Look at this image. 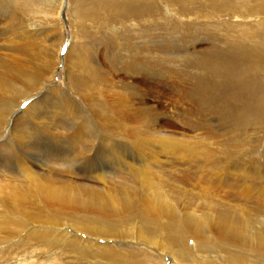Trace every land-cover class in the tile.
Instances as JSON below:
<instances>
[{
	"label": "bare ground",
	"instance_id": "6f19581e",
	"mask_svg": "<svg viewBox=\"0 0 264 264\" xmlns=\"http://www.w3.org/2000/svg\"><path fill=\"white\" fill-rule=\"evenodd\" d=\"M55 3L61 26L63 0ZM4 4L0 1V19L7 26L1 31L6 44L0 45V204L6 198L34 199L30 211L3 225L14 242L0 254L16 251L7 264H36L37 258H43L40 264H264V170L256 159L222 146L226 155L211 158L206 168L201 164L210 154L202 152L196 175L199 181L207 176L217 181L222 198L198 215L192 204L190 215L175 210L176 198L172 207L158 210L166 218L162 224L151 209H139L134 192L122 183L135 158L154 157L148 88L158 35L177 41L172 54L184 48L186 60L197 68L198 96L188 92L187 99L202 106L200 114L211 113L233 128L241 121L243 132L254 120L263 122L264 0H107L106 21L78 1L73 12L82 34L87 19L109 30L115 21L111 32L120 47L123 33H130L132 52L122 55L131 85L124 88L123 105L115 102L122 96L118 91L100 87L99 68L89 66V82L73 89L54 88L46 77L26 71L17 57L6 54L20 51L9 39L31 37L37 25L29 20L24 25L17 10ZM251 16L261 20L247 22ZM207 38L213 48L193 53ZM56 53L54 64L39 65L45 72L51 67V84L61 63L60 46ZM81 56L75 55L77 65ZM138 80L144 87L134 83ZM177 108L174 102L172 116H179Z\"/></svg>",
	"mask_w": 264,
	"mask_h": 264
},
{
	"label": "rangeland",
	"instance_id": "374dc122",
	"mask_svg": "<svg viewBox=\"0 0 264 264\" xmlns=\"http://www.w3.org/2000/svg\"><path fill=\"white\" fill-rule=\"evenodd\" d=\"M0 1H4V5L9 8L16 9L19 19L20 17L24 18V25L26 24V20L37 25L36 31L32 30L35 33H31L33 35L31 37L27 36L23 38V36L19 37V34H17V36L8 38L20 51L17 54L13 52H6V54L17 57L20 65L26 71L38 75V77H46L49 84L54 88H57L58 84H60L61 89H65L64 85H69L73 89V87L77 86L76 84L89 82L85 74L89 70V66L95 69L99 68L97 75L103 81L100 87L111 89L116 93L118 91V94L122 96L116 97L115 102L120 105L124 104V98L127 96L124 88L131 85L128 70H125L127 59L122 55L132 52L131 42L127 40V38H130L128 31L123 33L124 36L120 41L121 47L118 46L119 41L117 37L111 32L112 27L116 24L115 21H110L112 25L109 30L107 25L98 29V27L96 28L92 24L94 21L87 19L82 34L77 15L73 12L74 6L80 0H63L59 14L61 26L55 16V0H42V2H39V0ZM19 1L20 4H18ZM47 2H51V4ZM83 4L87 10L90 9L92 12L98 14L102 20L106 21L105 10L107 9V0H83ZM99 8L102 11H99ZM95 19H97V16ZM259 20H261V17L251 16V18L248 17L246 19L247 22ZM21 21L18 23V28L22 24ZM4 23L5 21L1 18L0 45L6 44V36H1V31L5 29L4 27L7 28ZM112 31L114 30L112 29ZM72 33L74 35L73 39ZM171 39L172 37L161 35H158L156 38L155 74L153 85L151 88H148V91H151L150 95L152 99L150 103L152 122L149 133L153 136L155 144L154 152H152L154 157L148 159L147 156H144V160L140 162L135 158L133 161L136 163V166L128 168V172L125 169V173L123 172L122 176L123 180L126 178L124 176L129 177L125 180L127 181L126 183L125 181L122 183L126 185L125 188L129 186L127 189L130 188L131 193L134 192L136 196L134 197L140 206L139 209H151L150 215L155 216L160 224L166 218H163V214L161 213L160 215L158 210L172 207L175 204L173 201L176 202V198L180 200H177L180 205L175 210L179 209L180 213L184 215L192 214L194 207L197 209L196 214L198 215L200 209L211 208L215 206L214 200L219 202L220 198H222L223 193L217 192V185H219L217 181L210 179L208 176V179L199 181V177L196 175L198 173L196 171L198 162L202 160V152L210 154L208 155L209 159L206 160L207 162H203L204 164L199 162V165L201 164L206 168L207 166L205 165L208 161H211V158L218 161L226 155L221 153V148H219L224 146L231 153L237 151V155H243L247 159H256L261 164L262 170H264V120L262 123L254 120L250 123V128L246 124V131L243 132L240 131L242 126L241 121H238L240 125L238 124L233 128L225 126L226 123H222L217 116L211 113L200 114L198 110L202 106L191 103L189 97L187 99L188 92H191L194 96H198L195 93L198 89L195 81V78H197L195 75L197 68L190 65L186 60V52H182L184 48L180 49V53L172 54V48L177 41ZM210 40L211 38H207L204 42L196 45V52L193 53L211 50L214 45L211 46ZM72 42L74 43L71 47ZM58 46H60L59 56L61 63L56 67L57 73L54 75L53 84H51V67L48 72H45L40 70L39 65L41 61H48L50 66L54 64V61L57 59L56 51ZM191 50L192 48L189 51ZM76 54H83L81 56L82 64L80 65L76 64ZM64 62H66V66ZM185 77L188 79L186 84H184ZM173 81H175V86H172ZM134 83L141 86L144 85L139 80ZM174 102L178 105L177 113L179 116H172V112L175 111H172ZM64 139L67 140L65 137ZM173 140L177 142V147H174ZM261 141L262 143L258 146V143ZM130 152L134 153L131 148ZM227 153L228 156L231 155V153ZM190 167L191 169L194 168V170L192 169L193 173ZM212 172L214 171L212 170ZM217 175H223V172L221 173L217 169ZM204 186L208 187L211 191L209 189L206 190ZM133 187L137 193L133 191ZM30 198V201H21L20 203L11 202L6 198L3 204H0V252L4 248H9L13 245L11 243L14 242L10 238V231L9 233L6 232L3 225L6 222L10 223L16 219H20L24 212L30 211L31 205H29V202H33L34 200L32 196ZM160 238L161 235L157 237L158 241ZM188 246L190 248L193 247L191 241ZM136 249H139V247H136ZM11 253L0 254V257H3L0 259V264L9 263L6 258L10 256L15 257L16 251H12ZM35 258H37V255H35ZM42 259H35L36 264H40Z\"/></svg>",
	"mask_w": 264,
	"mask_h": 264
}]
</instances>
